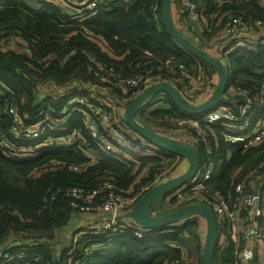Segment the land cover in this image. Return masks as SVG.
Masks as SVG:
<instances>
[{"label": "trees", "instance_id": "trees-1", "mask_svg": "<svg viewBox=\"0 0 264 264\" xmlns=\"http://www.w3.org/2000/svg\"><path fill=\"white\" fill-rule=\"evenodd\" d=\"M195 1L200 12V21L195 25L201 28L202 49L208 47L229 15L264 20V8L255 1ZM160 5L161 0H102L95 17L79 19L66 14L54 2L0 0V40L15 38L30 49L29 54L21 53L13 44L4 51L0 49V135L8 145L0 147V264H66L68 260L80 264H170L180 260L181 264L184 255L201 264L203 241L198 217L140 237L130 230L108 236L81 228L72 231L77 239L65 248L55 239L77 215L71 189L89 192L108 181L122 197L134 199L133 206L144 191L174 172L181 160L162 149L144 155L151 147L129 129L127 132L139 140L132 141L129 148H119V153L104 152L84 128L83 118L92 115L90 109L75 103L69 106L72 109L68 114H61L72 98L94 103L89 94L92 87L107 91L110 88L108 96L120 110L123 96L112 85L97 82V65L113 68L120 77L150 72V78L171 83L195 104L201 102L200 98L206 99L215 87L214 70L187 53L166 31ZM221 58L227 72V91L215 109L227 108L238 114L244 98L230 89H247L254 111L249 120L252 128L264 118V42ZM196 79L202 82L199 87L193 86ZM50 88H54L53 92ZM156 103L163 106L153 107ZM9 108L16 110L19 124L8 114ZM208 112L186 114L165 95L160 100L151 98L137 112L136 120L152 131L188 141L194 130L185 126L186 133L177 135V120L201 119ZM51 119L63 124L58 130H45L41 138L31 139L22 132L24 127ZM15 124L18 132L12 135ZM227 125L218 121L205 128L215 150V169L205 187L225 198L232 195L233 185L264 158V142L244 150L242 144L224 141L221 132ZM67 136L73 137L71 144L49 145L50 140ZM193 145L202 165L206 158L202 145ZM138 176L142 178L135 184ZM263 179L264 168L251 181ZM191 183L192 180L181 190ZM173 193L160 198L169 199V212L196 202L183 198L178 203L176 198H169ZM204 196L209 197L207 193ZM205 197H198L199 201H205ZM223 234L229 239L226 229ZM233 261L231 246L219 250L215 245L213 264Z\"/></svg>", "mask_w": 264, "mask_h": 264}, {"label": "built area", "instance_id": "built-area-1", "mask_svg": "<svg viewBox=\"0 0 264 264\" xmlns=\"http://www.w3.org/2000/svg\"><path fill=\"white\" fill-rule=\"evenodd\" d=\"M43 1L50 3L54 2L60 5L64 11H72L73 17L79 19L95 17L98 13V7L102 2V0H82L81 2L76 0ZM241 1L244 3L255 1L260 7L264 8V0ZM180 2L187 18L195 24H198L200 21V12L196 1L180 0ZM150 8H153V5H151ZM153 17L155 19L156 14H154ZM259 30L264 33V20L262 19H245L242 15L227 16L220 30L222 34L221 39L224 41V44L217 50L216 57L221 58V56H228L240 50H251L254 48L255 44L248 35L250 31ZM194 39L200 44V39ZM17 44H21V41L18 40ZM10 45V41L0 40V49L3 51L8 49ZM209 47L210 44H208V48ZM17 48L21 53H30L29 46L26 44L22 43ZM166 64H168V62H166ZM149 74L150 72L146 75L138 72L132 75L130 74L129 76L120 77L115 73L113 68L105 65H97L94 71V77L97 82L101 85H112L123 96L120 110H116V104H114L108 96L110 88L109 91H107L105 88L92 87L89 90V94H91L94 103H88L81 97L72 98L67 101V107L62 108L60 112L61 114H68L72 109H70L69 106L75 103L90 109L92 115L84 116L83 118L84 128L88 136L97 143L102 151L119 153V148H129L132 145V141L139 140L137 137L127 132L126 129L128 128L125 123H123L122 107L127 105V100L133 97L135 98L145 87L161 82L158 79L150 78ZM53 90L54 88H50L51 92H53ZM230 91L236 92L244 98L238 114H235L227 108H218L206 114L201 119L188 118L177 120L176 125L179 129L177 132L186 133L184 130L185 126L194 130V136L189 135L191 141L188 139L187 142L191 144L199 142L202 145L206 158L192 179L189 188L186 187L184 190L180 189V191L174 192L169 198H176L178 203L182 202L183 198L184 200H195L196 202L193 203H206L216 217L219 235L217 241L218 249L226 250L231 246L234 259L233 264H253L256 259L255 249H264V235L261 233L257 224L249 218L251 214L254 219H258L263 213V209L258 206L260 202L259 195L254 194L252 189L254 183H252L251 180L259 170L264 168V158L253 170L249 171L241 181L233 185L232 195L227 198L219 192L206 190L205 187L206 181L211 178L215 169V159L212 158L215 150L208 139L205 128L211 127L218 121L227 122V127L221 132L224 141L231 145L242 144L244 150L255 148L264 142V118L255 123L252 128L249 127L250 117L254 113L250 101V92L247 89L240 88L230 89ZM7 112L13 116V120L16 124L20 123V119L14 108H9ZM16 124L11 129L12 135H16L18 132ZM61 124L63 123L51 119L42 123H37L31 127H24L22 132L31 139H38L42 137L45 130H58ZM104 132H106L105 136ZM177 135L180 134L177 133ZM72 142L73 137L67 136L66 138H61L56 141L50 140L49 145L66 146ZM5 146L8 147L6 138L0 135V147ZM116 147H118V149ZM150 151L144 152V155H151L156 152V150L152 148ZM73 170H77V168L74 167ZM168 179H171L170 175L168 177H163L159 182ZM203 192L207 193L209 197H205ZM70 196L74 200V206L77 208V215L92 214L98 215L100 218L94 226L82 227L87 233L109 236L119 230H130L138 237L146 233L134 225L131 220L126 222L120 218L121 215L129 212L133 208L134 205L132 206V203L134 199L122 197L108 181L103 183L98 189L89 192H84L80 189H71ZM201 196L207 199L205 201H199L201 199L198 197ZM224 229H226L229 239L223 234ZM69 234L71 235V243H75L77 236H74L72 232ZM181 262V264H197L194 260H190L187 255L181 258ZM257 262L258 264H264V258L258 259ZM66 264L80 263L68 260ZM170 264H180V260L172 261Z\"/></svg>", "mask_w": 264, "mask_h": 264}, {"label": "water", "instance_id": "water-1", "mask_svg": "<svg viewBox=\"0 0 264 264\" xmlns=\"http://www.w3.org/2000/svg\"><path fill=\"white\" fill-rule=\"evenodd\" d=\"M160 6L162 22L169 35L187 53L210 66L216 74L217 82L209 97L196 104L189 102L171 83L161 81L145 87L127 105L122 107L124 123L134 135L152 149H162L185 160L187 169L175 178L159 182L148 188L139 197L133 208L120 218L131 220L134 225L144 232L169 230L172 227L181 225L188 219L201 218L205 224L201 264H213L214 249L219 235L216 217L206 203H191L159 216H153L150 213V207L155 201L182 189L194 178L201 167L199 151L187 141L168 137L144 127L136 120V114L151 98L160 100L165 95L170 96L186 114L200 115L208 111L210 113L225 96L227 72L221 58L200 48L197 40L176 27L172 19L171 0H161ZM65 13L73 16L72 11L65 10ZM262 182L264 183V179ZM210 191L212 190L210 189Z\"/></svg>", "mask_w": 264, "mask_h": 264}, {"label": "crops", "instance_id": "crops-1", "mask_svg": "<svg viewBox=\"0 0 264 264\" xmlns=\"http://www.w3.org/2000/svg\"><path fill=\"white\" fill-rule=\"evenodd\" d=\"M214 1L218 4H221V2H222V0H214ZM171 13H172V19L174 21V24L176 25V27L180 31L186 32L188 35L192 36L193 38L200 39L199 34H201V28L197 27L193 21H190L187 18V16L185 15V13L183 11L180 0H171ZM188 26H189V28H188ZM248 36L251 38V40L253 41V43L255 45L258 42H264V33H262L261 30L250 31ZM221 38H222V34L219 31L217 34L214 35V38L209 43L210 44L209 49H211L210 53L214 56L217 55V50L219 49V47L224 44V41ZM213 82L214 81H212V83ZM201 83L202 82L200 81V79H196L193 81V86L199 87ZM200 100H201V102L203 101L201 98H200ZM189 141H191V140L189 139ZM229 155H230V153L228 151L226 154V157L229 158L230 157ZM181 161H183V160H181ZM184 162H186V161L184 160ZM186 169H187V166H186ZM186 169L183 172H181L180 174L184 173L186 171ZM170 177L175 178V176L174 177L170 176ZM262 187H263V182H262V180H260L259 182L254 183V186L252 188L253 192H256L255 195H259L260 202L258 203V206L261 209H263L262 210L263 211L262 216L259 217L258 219H254L252 217V215L250 214L249 218H250V220L254 221L257 224L258 228H260V230H261V233L264 235V201L261 200V196L264 195V190H262ZM263 200H264V198H263ZM99 220H100V218L98 215H92V214L75 215L72 218L69 225H67V227L63 231H60L55 235V239L58 243L61 242L60 246H64V248H65L71 242L70 237L68 235L71 231H75L77 229H80L82 227H86L87 225H91V224H93L92 226H94V224H96ZM122 220L129 222L128 219H122ZM201 226L202 225H200L199 228ZM200 232L202 233V234H200V236L202 237L203 232L201 230L199 231V233ZM203 239H204V237H203ZM255 255H256V259H255L256 262L258 261V259H260L262 257L264 258V249L256 248L255 249Z\"/></svg>", "mask_w": 264, "mask_h": 264}, {"label": "rangeland", "instance_id": "rangeland-1", "mask_svg": "<svg viewBox=\"0 0 264 264\" xmlns=\"http://www.w3.org/2000/svg\"><path fill=\"white\" fill-rule=\"evenodd\" d=\"M219 24V23H218ZM217 24V25H218ZM200 39H201V37H200ZM17 41H18V39L16 40L15 38L13 39V41H10V44H13V45H15V48H17ZM204 50L205 51H207L208 53H210V50L211 49H209L208 47H206V48H204ZM211 54V53H210ZM215 84H216V82H217V79H215ZM211 92H212V90L211 91H209L208 92V94H206V95H208V97H209V95L211 94ZM207 97V98H208ZM206 98V99H207ZM206 99H203V101L204 100H206ZM201 101V100H200ZM161 107V106H163L161 103H156V105L154 104V106L153 107ZM170 124L171 125H173V122H170ZM249 130H250V128H249ZM177 133H179V132H177ZM181 160H183V159H181ZM179 161V164H178V168L174 171V172H172L171 174H170V176H178L181 172H183L185 169H186V166H187V164H186V162H184V160L183 161ZM183 165V166H182ZM142 178V176H138L137 178H136V180H135V184H137V183H139V181H140V179ZM131 191V190H130ZM263 198H264V195H262L261 196V200L262 201H264L263 200ZM171 209V206L169 205V199H167V200H165V199H158L152 206H151V214L153 215V216H159V215H162V214H165V213H167V211L169 212V210ZM200 222H199V226L200 225H202L200 228H199V231L201 230L202 232H203V236L201 237L202 238V241L204 240L203 239V237H204V234H205V224H204V221L202 220V219H200L199 220ZM72 232V231H71ZM73 233V232H72ZM200 234H202L201 232H200ZM69 235V237H70V240H71V235L70 234H68ZM189 244L190 245H192L193 244V241L192 242H190L189 241Z\"/></svg>", "mask_w": 264, "mask_h": 264}]
</instances>
